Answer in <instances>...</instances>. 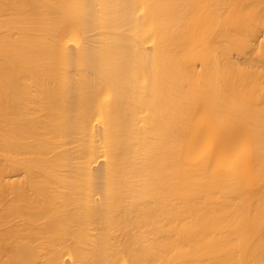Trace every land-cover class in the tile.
<instances>
[{"label":"bare ground","instance_id":"6f19581e","mask_svg":"<svg viewBox=\"0 0 264 264\" xmlns=\"http://www.w3.org/2000/svg\"><path fill=\"white\" fill-rule=\"evenodd\" d=\"M0 264H264V0H0Z\"/></svg>","mask_w":264,"mask_h":264}]
</instances>
